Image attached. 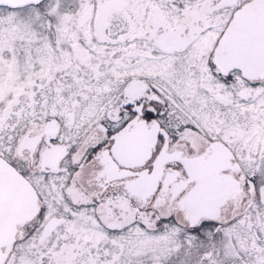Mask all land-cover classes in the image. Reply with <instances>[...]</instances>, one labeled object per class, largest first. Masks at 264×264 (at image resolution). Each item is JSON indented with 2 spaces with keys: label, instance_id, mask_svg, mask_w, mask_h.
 Masks as SVG:
<instances>
[{
  "label": "snow or ice",
  "instance_id": "1",
  "mask_svg": "<svg viewBox=\"0 0 264 264\" xmlns=\"http://www.w3.org/2000/svg\"><path fill=\"white\" fill-rule=\"evenodd\" d=\"M0 264H264V0H0Z\"/></svg>",
  "mask_w": 264,
  "mask_h": 264
}]
</instances>
